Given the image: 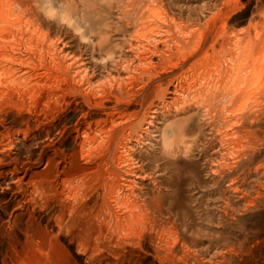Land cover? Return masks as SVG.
Wrapping results in <instances>:
<instances>
[{
    "label": "bare ground",
    "instance_id": "bare-ground-1",
    "mask_svg": "<svg viewBox=\"0 0 264 264\" xmlns=\"http://www.w3.org/2000/svg\"><path fill=\"white\" fill-rule=\"evenodd\" d=\"M46 2L0 0V264H213L191 250L180 204L142 154L159 113L186 110L207 117L222 163L253 152L264 17L252 6L232 16L240 0H113L94 34L85 18L45 17ZM54 20L96 57L121 34L127 56L111 51L107 81H95L85 56L53 39ZM191 151L173 142L163 154L177 165Z\"/></svg>",
    "mask_w": 264,
    "mask_h": 264
},
{
    "label": "rangeland",
    "instance_id": "rangeland-1",
    "mask_svg": "<svg viewBox=\"0 0 264 264\" xmlns=\"http://www.w3.org/2000/svg\"><path fill=\"white\" fill-rule=\"evenodd\" d=\"M111 2L113 0H52L44 3L40 12L58 22L66 16L85 18L95 34L98 25L102 27L105 19L114 12L109 8ZM240 3L241 7L232 16H239L252 6L254 18L264 17V0H240ZM55 20L47 26L53 39L63 40L66 53L84 55L89 67H95L94 71H97L95 81H107L105 72L111 71V51L115 52L116 58L127 56L124 52L127 37L110 33L107 40L101 41H105L101 57H96L97 51L92 53L80 32L70 31L66 24L57 25ZM154 126L153 142L147 145L142 156L151 167V177L159 181L161 196L166 198L165 201L173 203L176 200L180 204L182 213L177 217V223L190 238L191 250L201 252V257L213 264L218 255L225 256L223 264H264V114L257 116L253 152L239 162L228 160L224 164L216 157L217 143L213 140L209 120L202 113L164 111L159 113ZM243 141L244 145L245 139ZM173 142H185L186 146L192 147L187 159L177 165L163 154L165 147ZM26 151L22 149L20 154L25 156ZM150 187L151 183L146 181L144 188L152 190ZM235 188L237 193L231 190Z\"/></svg>",
    "mask_w": 264,
    "mask_h": 264
}]
</instances>
